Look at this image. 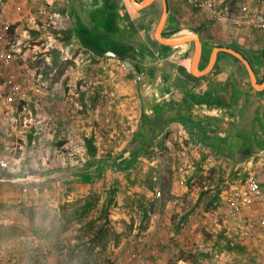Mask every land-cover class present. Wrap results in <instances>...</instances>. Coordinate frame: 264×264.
Here are the masks:
<instances>
[{
    "label": "crops",
    "instance_id": "0c3cea01",
    "mask_svg": "<svg viewBox=\"0 0 264 264\" xmlns=\"http://www.w3.org/2000/svg\"><path fill=\"white\" fill-rule=\"evenodd\" d=\"M8 1L9 4L2 5L0 20L11 22L10 27H24V32L33 38L40 37L48 27L73 32L70 44H65L49 30L47 32L56 41L54 48L60 51L62 60L74 47L80 49L76 58L85 52L88 63L94 59L102 67L121 71L112 73L108 79V76L102 77L101 80L113 84V90H105L106 94H102L103 91L90 93L86 107H92V118L94 108L98 113L100 111V125L90 121L91 132L97 139L103 144L106 142L103 130L113 117L111 121L116 123L113 128L117 129L114 140L117 142L125 136L128 138L127 146L131 144L135 148L133 168L119 169L116 175L122 182L133 172L131 180L145 185L143 173L146 171L142 165L148 160V151L149 157L164 153L174 157L176 165L173 168L181 169L185 179L180 180L179 174L172 176V198L177 199L179 194L181 186L178 182L193 187L205 183L204 179L211 183L210 186L207 184V189L212 187L213 194L219 195L215 206H207L200 201L202 191L207 190L199 191L192 205L183 206L184 213H190L187 221L180 225L191 232L198 224L191 222L194 220L191 216L200 206L201 210L216 213V218L209 223L216 227L215 234L207 237L188 233L183 241L173 233L171 239L174 245L179 246L175 255L179 251L181 255L170 262L167 255L165 263L161 261L165 253L157 249L150 256L144 254L150 257L148 263L199 264L204 259L201 254L211 253L210 260L205 258L207 264H264V31L248 25L238 27L229 20L219 23L205 10L193 20L188 16L183 0H151L142 8L135 7L133 0ZM18 1L20 11L15 9ZM134 1L142 3L145 0ZM262 1L243 0L242 4L258 5ZM165 8L167 12L160 27V36L180 37V43L175 45L164 44L157 37ZM37 30L40 35L35 36L33 31ZM86 37L89 38L90 49L81 43ZM198 48L199 57L194 63ZM227 49L242 54L250 64L252 74L247 65ZM34 92L28 96L34 102L32 110L39 109V115L44 114V106L40 108L49 93L40 87ZM50 95L53 97L54 93ZM103 97L112 101L110 114L104 111ZM53 102H56V108H60L58 100L54 98ZM44 118L42 115L40 120ZM97 125L102 134L96 133ZM42 127H47L46 120H43ZM125 145L126 141L123 148ZM247 176L258 180L260 192L240 213H233L223 197V180ZM124 188L127 189L126 186ZM144 191L147 193L138 199L153 201L148 195L151 192L148 189ZM150 206L149 213L153 204ZM148 217L144 221L141 219V223L145 224ZM148 225H157L158 232L162 227L172 230L171 218L168 223L165 219H159L158 223L150 220ZM244 230L249 231V235H242ZM222 235L231 245H243L246 248L244 254L219 251V245L215 248V242ZM143 240L149 242V249L151 244L159 243L150 238ZM201 241H207L208 247L192 249L195 242ZM168 245L162 244L160 248ZM134 248H138L137 245ZM118 252L119 249L115 253Z\"/></svg>",
    "mask_w": 264,
    "mask_h": 264
},
{
    "label": "rangeland",
    "instance_id": "374dc122",
    "mask_svg": "<svg viewBox=\"0 0 264 264\" xmlns=\"http://www.w3.org/2000/svg\"><path fill=\"white\" fill-rule=\"evenodd\" d=\"M183 1L186 3L188 16L193 20L194 16H201L202 10L210 14L206 8L195 10L192 3ZM222 1L231 8V14H235L240 11L243 0ZM6 3L10 2L0 0V13L3 11L2 5ZM17 5L16 11H20L19 1ZM219 5L216 4V7L219 8ZM218 22L224 23L226 20ZM11 25V22L0 20V36L9 59L7 65L0 63V160L5 162L0 165V226L4 225L0 228V264H149L150 257L144 254L150 256L157 249L165 253L166 256L161 261L166 263L167 255L169 262L181 255L180 251L175 255L179 246L174 245L171 239L173 233L183 241L188 233L207 237L215 234L216 227L209 223L216 218V213L201 210L200 206L191 216L194 219L191 222L198 223L191 232L184 226L178 232L175 230L180 216L184 214L183 206L192 205L198 192L208 190L207 184L211 183L204 179L205 183L191 187L178 182L181 187L177 199L168 198L172 176L179 174L178 178L185 181L183 171L174 170L176 162L170 154H154L151 157L148 154V160L142 165L146 171L143 173L145 185L135 183L123 190V186L127 185L124 179L117 195V205L105 214V188L115 178H120L116 176L118 170L107 168L103 170V177L92 183L81 180L80 173L86 170L84 166L89 161L83 135L91 134L90 121H95L93 124L98 125L101 123L100 111L98 113L93 106L92 118V107H86V103H89L90 93L103 91L102 94H106L105 90H113V84L101 79L104 76H108V79L112 73L119 74L121 71L109 66L102 67L98 63L89 68L84 55L74 59L70 52L65 59H70L71 63L56 82L54 79L59 68L52 67V59L46 54L56 41L47 33L48 28L44 29L46 31L40 37L33 38L31 34L24 32V27L22 29L20 25L10 27ZM11 73L23 84L24 91L21 97L8 100L6 77ZM64 76L67 79L64 80ZM38 87L49 93L45 102L43 101L45 104L40 108L44 106L46 112L40 115L39 109L33 111L25 102L32 94L30 91L35 93ZM50 93H54V96ZM54 98L59 101L60 108H56ZM103 100L104 111L110 114L112 110L109 106L112 101L108 97H103ZM42 115L45 117L43 120H46V128L42 127ZM112 118L105 125L106 130H103L106 142L103 144V141L96 138L99 157L102 156L101 153L122 150L125 141V148L132 146H127L128 138L125 136L117 142L114 140L117 129L113 128L116 123L111 121ZM98 125L96 133L102 134ZM32 128H35V138L30 144L29 134ZM132 175L133 172L131 177ZM145 179H150V182ZM149 185L153 187L150 188ZM144 189L151 192L148 195L153 200V209L145 224L141 223L142 199H138L143 193H147ZM211 190L214 191L211 187L200 197L202 203L208 201V196L213 193ZM88 201L93 202L92 206L84 215L79 216L78 213ZM35 212L37 213L34 215ZM170 218L172 230L162 227L158 232L157 225H148L150 220L158 223L159 219H165L168 223ZM200 220L207 222L202 224ZM199 223L202 224L201 227L198 226ZM101 226V237L90 247V239ZM149 238L158 240L159 243L151 244L149 249V242L143 240ZM162 244L169 245L161 249ZM136 245L138 248H134ZM192 247L205 249L208 244L207 241L195 242ZM118 249L119 252L115 253ZM172 254L174 255L171 256ZM207 263L205 259L199 262Z\"/></svg>",
    "mask_w": 264,
    "mask_h": 264
},
{
    "label": "trees",
    "instance_id": "16d2710c",
    "mask_svg": "<svg viewBox=\"0 0 264 264\" xmlns=\"http://www.w3.org/2000/svg\"><path fill=\"white\" fill-rule=\"evenodd\" d=\"M48 30L51 32V34H53L55 37H57L58 39L62 40L65 44H70V41L72 40V34L70 30L66 31V30H59L56 31L54 28L52 27H48ZM34 35L36 36L37 34L40 35V31H33ZM89 38L86 37V39L82 40V44L84 46H86L88 49H90V45L88 42ZM94 49V48H93ZM92 49V50H93ZM95 50V49H94ZM72 52L74 55V59L75 56L78 55V53H80V49L79 48H72ZM100 53V51L98 52ZM48 56L51 57L52 59V67H58V71L56 74V77L54 79V81H57L62 74L65 73L68 65L71 63L70 59H65L62 60V58L60 57V51L57 50L56 48L52 47L49 52L46 53ZM101 54H103V51L101 52ZM86 58H84L85 60H87L88 56L86 55L85 52H83V54ZM92 55V54H91ZM94 56V55H92ZM91 57V56H90ZM95 57V56H94ZM93 59V57H92ZM88 61V60H87ZM89 62V61H88ZM91 63H89V68L93 65H96L97 63L95 62V60L93 59L92 61H90ZM182 71H184L182 69ZM94 76H92V78H94ZM30 91V90H29ZM32 92L30 91V94ZM26 103L29 104V106L34 109V102L33 99L30 100L27 98V101H25ZM35 133V128H32L29 134V143L31 144L32 141L34 140V134ZM96 135L95 133H92L90 135H83V141L85 143V147H86V152L89 155V161L87 163H85L84 169H86L84 172L80 173L81 176V180L83 182H94L95 180L102 178L103 177V170H106L107 168H113L115 170H131L134 166L135 160H134V155H135V148L134 147H127L124 148L122 151H116L113 150L112 152L108 151V153H101V155L103 156V158H99L98 156V151H99V146L96 142ZM148 151V150H147ZM150 152L148 151V154ZM99 158V159H98ZM126 181H127V185L126 187L129 188L130 185H133L137 182V180L132 181L131 180V174L128 175V177L126 176ZM146 181H148V183L150 182V179H146ZM189 183V182H188ZM123 184L121 179L115 178L112 183L110 185H107V187L105 188V195H104V212L105 214H108L109 211L115 207L117 205V195L119 193V191L121 190V185ZM190 185V184H188ZM149 187H153V185H149ZM167 188V186H164ZM169 189V187H168ZM208 192V190H207ZM206 191H202L201 196H204L206 193ZM214 193V192H213ZM208 196V201L207 206L210 205H214L215 206V202L219 200V195L213 194ZM165 194V193H164ZM171 197V194H169L168 192V198ZM141 200V199H140ZM142 206H143V216H142V220L144 221L148 216H149V211L151 210V206L150 204H153V201H140ZM93 202L92 201H88L86 203V205L84 207H82V211L79 214V216L84 215L92 206ZM37 212L34 213V215ZM189 213L190 212H185L183 215L180 216L179 219V224L176 225L175 230L178 232L181 228V223L187 221V219L189 218ZM4 225H1V227H3ZM103 228L101 226V228H99V230L97 231V233L94 235L93 238L90 239V247L93 246L94 242L97 241L100 237L101 234L103 233ZM221 235V234H220ZM219 245L220 248H218L219 251L221 250H225L228 252H234V253H238L240 255H243L246 248L241 245V244H234L231 245L230 241L228 240V238H226L225 236H220L218 238V241L215 242V248L216 246ZM202 257H204V259H208L210 260L212 257L211 253H203L201 254ZM187 258V257H186ZM197 259H194V261L196 262Z\"/></svg>",
    "mask_w": 264,
    "mask_h": 264
},
{
    "label": "built area",
    "instance_id": "2783aa9c",
    "mask_svg": "<svg viewBox=\"0 0 264 264\" xmlns=\"http://www.w3.org/2000/svg\"><path fill=\"white\" fill-rule=\"evenodd\" d=\"M187 1L192 3L197 8H206L211 17L217 21L229 20L238 27L248 25L256 28L257 30L264 31V1L258 5L243 3L240 7V11L235 14H231V8L223 4L222 0ZM216 4H220L219 8L216 7ZM1 39L3 38L0 36V63L4 62L7 65V61H9V59L6 51L4 50V45L2 44ZM105 68L106 67H104V69ZM6 82L8 85V91L6 94L8 100L16 99L19 96L21 97L24 91V86L16 79V76L13 73L6 77ZM27 88L29 87L27 86ZM4 164L5 162L0 160V165ZM259 192L260 184L253 176L238 179L225 178L223 180V197L227 206L233 213H240L245 207L253 202ZM263 223L264 221L262 224ZM242 235H249V231L244 230Z\"/></svg>",
    "mask_w": 264,
    "mask_h": 264
},
{
    "label": "water",
    "instance_id": "95a60500",
    "mask_svg": "<svg viewBox=\"0 0 264 264\" xmlns=\"http://www.w3.org/2000/svg\"><path fill=\"white\" fill-rule=\"evenodd\" d=\"M150 1H151V0H145V1H143L142 3H137V2H135V1L133 0V3H134V5H135V7H137V8H142V7L146 6ZM166 12H167V9L165 8V12H164V14H163V17H162V20H161L160 26H159V28H158V30H157V37H158V39H159L162 43H164V44L175 45V44L180 43V41H181V38H180V37L175 36V37H169V38H162V37L160 36V27H161V25H162V23H163V21H164V18H165ZM195 38H196V36H195ZM227 51H228V52H231L232 54H234V55H236L238 58H240V59H241L246 65H247V67H248L250 73L252 74L251 66H250V64L245 60V58L243 57L242 54H240L239 52H236V51H234V50H231V49H227ZM198 57H199V48H198L197 51H196V54H195V57H194V63H196Z\"/></svg>",
    "mask_w": 264,
    "mask_h": 264
}]
</instances>
